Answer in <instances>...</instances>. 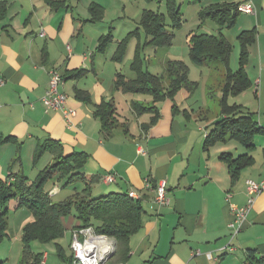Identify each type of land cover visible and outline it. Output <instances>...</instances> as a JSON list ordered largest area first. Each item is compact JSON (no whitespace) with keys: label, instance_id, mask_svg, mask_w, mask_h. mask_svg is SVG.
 Masks as SVG:
<instances>
[{"label":"crops","instance_id":"crops-1","mask_svg":"<svg viewBox=\"0 0 264 264\" xmlns=\"http://www.w3.org/2000/svg\"><path fill=\"white\" fill-rule=\"evenodd\" d=\"M198 1L200 15L204 10L224 5L246 2L253 5V13H239L230 26H221L218 17L213 18L220 27L214 34L221 33L232 45L230 68L234 45L223 34V28L238 29L241 51V34L253 35V41L244 45L247 62L243 71L250 81L244 92L254 88L256 94L264 95V0ZM175 2L181 9V4ZM92 3L103 7L102 19L91 20ZM118 5L119 0H0V74L5 80L0 87V179L5 180L10 174L16 177L9 181H15L20 175L27 176L25 158L36 166L39 159L48 157L42 169L51 165L56 154L49 150L39 152V149L47 139L53 138L60 142L58 151L64 157L74 152L86 155L80 174L87 179L98 178L91 184L92 197L136 191L139 198L135 199L142 202L143 223L130 236L127 252L116 255V249L105 264H246L248 255H264V190L241 222L239 232L233 236L229 227L233 220L232 206H242L247 201L246 180H264V134L258 135L262 140L254 144L258 146L254 151V146L247 147L236 139L210 145L205 142V134L223 115L221 100L226 68L219 99L220 115L213 120L207 114L208 100L198 101L192 96L198 91L200 78L193 77L189 69L191 86H183L173 97L156 99L148 91H124L117 80L121 74L129 81L136 79V66L162 77L164 84L169 85L168 65L188 60L172 55V47H155L147 42L150 38H146L141 16L144 11L154 9L137 11L140 14L137 28L124 29L128 32L123 39H114V21L105 19L110 8L113 12ZM124 8L118 18L127 21ZM102 23L109 24L111 33L104 44L103 38L110 33L105 31L108 26L106 29L100 26ZM167 23L175 35L171 21ZM127 26L130 28V24ZM213 62L217 67L215 60L196 63L213 69V64H209ZM51 68L63 75L64 83L59 89L67 94L68 106L76 111L71 123L65 120L61 110L46 111L43 104ZM239 69L231 68V71L236 73ZM78 70L81 73L77 74ZM230 95L235 94L228 95V105L237 104L231 101ZM107 106L117 120L110 133L102 129L101 113ZM151 106L158 109L156 120H152L153 111L144 109ZM249 110L264 128V110L259 109L261 113ZM223 153L233 157L249 154L253 160L233 178L234 159L222 156ZM109 174H114L115 180L107 181ZM163 180L170 201L160 206L155 202L156 187ZM79 181L80 190L74 187L77 181L55 178L52 186L47 187L51 200L67 201L81 192L85 183ZM69 185L74 192L55 199L63 193L62 187ZM80 224H74L68 231L71 240L73 230ZM57 245V253L64 263L72 264V253L68 256L62 244ZM37 254H40L38 259ZM49 258L48 251L33 253L32 250L25 257L23 249V256L20 260L19 255L17 262L48 264ZM4 262L0 258V263Z\"/></svg>","mask_w":264,"mask_h":264},{"label":"trees","instance_id":"trees-1","mask_svg":"<svg viewBox=\"0 0 264 264\" xmlns=\"http://www.w3.org/2000/svg\"><path fill=\"white\" fill-rule=\"evenodd\" d=\"M59 2V1H57ZM238 4L204 10L202 17L211 16L218 17L221 26H230L234 23L236 16L241 13L238 10ZM168 13L171 19V26L179 25L180 8L175 0H167ZM91 20H99L103 18L104 9L97 3L90 5ZM4 10V8H3ZM2 10V11H3ZM141 25L146 34L149 44L155 47L169 46L172 44L174 33L168 28L165 15L158 11L146 10L141 16ZM248 32L241 34L243 48L240 54V69L233 73L229 62L232 52V45L221 34L214 33H192L189 37L190 56L197 63H205L209 61H220L226 68V82L224 85V95L221 100L222 113L221 118L216 120L209 133L206 135V144L210 145L217 141H225L227 139L239 140L247 147L254 146L256 134H264V128L259 121L255 119L254 113L249 109L243 108L239 104L228 105L227 97L231 94H237L244 91L250 81L243 71V65L247 62V49L245 44L253 41V35H246ZM111 33L103 38L102 44L107 42ZM137 78L134 80H126L121 74L117 80V85L122 87L124 91H148L154 98L163 99L165 97H173L175 93L183 86L190 87L191 83L188 78V67L182 61L170 63L167 72L170 76L171 83L164 84L162 77L154 75L146 70H142L136 66ZM81 70H78L79 74ZM147 111H153L152 120L158 117V109L155 106L144 107ZM114 111H110L107 106L102 111L103 130L110 133L116 124L113 116ZM60 142L49 138L40 147L39 152L46 150L56 154L55 161L42 169L37 177L29 180L28 177L20 175L15 181H9L12 177L10 174L5 180L0 179V206L5 207L7 202L13 198L18 199L20 207L30 209L33 220L28 222L24 227L23 241L25 245H30L31 240H40L50 242L59 239L64 235L65 229L62 223V216L69 215L73 209L76 210L81 224L77 226H92L99 233H105L113 236L117 240L118 248L116 255L127 252L128 241L130 236L136 232L143 223L144 207L140 199L129 196V193H109L99 197H92L91 184L98 181L96 176L87 179L80 174L86 162V155L83 152H74L64 157L59 153ZM222 156L232 157L231 174L235 178L238 171L251 164L253 158L249 154H241L233 157L232 154L223 153ZM55 178L67 179V181L82 180L85 187L81 192H76L67 201L54 203L47 190V183ZM7 211L0 210V241L6 235L8 220ZM125 248V251L124 249ZM25 249V257L31 252V248ZM40 254L36 255V259ZM72 263V256H71ZM1 264V263H0ZM246 264H264V255L256 256L248 255Z\"/></svg>","mask_w":264,"mask_h":264},{"label":"rangeland","instance_id":"rangeland-1","mask_svg":"<svg viewBox=\"0 0 264 264\" xmlns=\"http://www.w3.org/2000/svg\"><path fill=\"white\" fill-rule=\"evenodd\" d=\"M88 2L90 0H87ZM105 1V0H103ZM110 1V0H109ZM181 4L180 15L178 18L180 19L179 25H172L171 29H174L175 35L172 39V44L169 47H172V55L178 56L183 60H188L185 63L188 65L189 72L193 77L200 78L198 84V91H195V94L192 96L198 101L206 98L209 102V109L207 110V114L209 118L216 119L220 115V107H219V99L221 96V87L225 81V68L224 65L216 61L218 64L217 67L213 64V69L210 65H202L197 64L195 61H191V57L189 55V46H188V35L193 33H218L219 25L216 24V21L211 16H205L206 18L200 15L199 10V1L198 0H177ZM109 3V2H107ZM118 9L112 10L110 8V13L106 17V21L113 23V38L114 39H123L128 30L124 29H135L138 26L140 14H137V11H142L144 8L154 9V11L162 12L165 15L166 21H171L168 9H167V1L166 0H119ZM125 13L127 15V21L124 19H119L118 16L123 13V7ZM121 13V14H119ZM142 14V13H141ZM135 15V16H133ZM131 17L135 18V21L129 19ZM205 19V20H204ZM111 24V23H110ZM128 24H130V28H128ZM100 26H105L106 33L109 32V24H100ZM239 31L235 28H223V34L226 35L229 41L234 45V50L231 57V68L236 71L240 67V42L237 39ZM133 43V41H132ZM167 48V47H165ZM134 49V48H133ZM192 62V63H191ZM194 62V63H193ZM212 73H211V69ZM256 86V84H254ZM206 90V95H205ZM259 91V90H258ZM204 94V95H203ZM262 97V99H261ZM229 98L233 103L244 104V108L251 109L255 112L261 113V106H264V95L260 96L256 94L254 88L249 89L247 91H243L240 95H230ZM261 111H260V110ZM256 113L257 117H260V114ZM259 115V116H258ZM211 120V121H212ZM257 134L256 139L254 140V144L257 143L258 140H262V137H258ZM259 143V142H258ZM257 143V144H258ZM258 146L253 147V151L256 150ZM259 150V149H258ZM48 157L42 158L38 160V164L34 167L31 161L28 158L24 159L25 164V175L29 177V180L35 179L39 171L48 163ZM31 164V165H30ZM54 181V180H53ZM48 182L46 187H51L52 182ZM64 185V184H63ZM77 186L78 190L81 189L80 181L75 182L74 187ZM62 187V186H61ZM64 189L63 193L60 196H57L55 199H61L65 194L70 195L71 191L74 192V188L72 185L68 187H62ZM73 188V189H72ZM18 199L13 198L7 202L5 207L0 206V210H8L7 211V220L8 227L6 231V235L0 241V258L5 260L4 264H19L17 262V258L20 255L23 256L24 248H31L32 252H42L48 251L50 253V258L48 264H65L61 259V256L57 253V243L62 244V246L66 249L67 255L70 256L72 253V249L70 247L71 236L68 233L70 229L76 223H81V220L77 217L75 211H72L69 215L62 216V221L65 224V228L67 230L66 235L61 236L59 239L55 241L43 242L40 240H31L30 245H25L23 241L24 227L25 225L33 220V215L29 208L20 207L18 205ZM65 230V231H66ZM7 259V260H6ZM21 264V263H20ZM23 264V263H22Z\"/></svg>","mask_w":264,"mask_h":264},{"label":"built area","instance_id":"built-area-1","mask_svg":"<svg viewBox=\"0 0 264 264\" xmlns=\"http://www.w3.org/2000/svg\"><path fill=\"white\" fill-rule=\"evenodd\" d=\"M238 10L243 13H253L254 7L251 3H240ZM49 84L48 90L42 98L46 111L51 109H59L63 112L64 118L68 123H71L72 116L76 114L73 107L67 104V94L60 91L59 87L64 83L63 75L56 69L49 70ZM4 78L0 74V87L4 84ZM107 181L115 180L114 174H109L105 178ZM151 182L147 180V185L150 186ZM247 201L242 206H232L233 220L229 223L232 230V235H236L243 222L251 209L253 208L258 196L264 190V180L258 181L254 179L246 180ZM132 198H139L136 191L129 192ZM231 194H227L230 198ZM169 197L167 195L166 182L160 181L156 187L155 202L162 205L169 204ZM72 249V264H105L107 257L117 249V240L115 237L105 233H99L92 226L80 227L73 230L71 240ZM116 264H125L119 262Z\"/></svg>","mask_w":264,"mask_h":264},{"label":"water","instance_id":"water-1","mask_svg":"<svg viewBox=\"0 0 264 264\" xmlns=\"http://www.w3.org/2000/svg\"><path fill=\"white\" fill-rule=\"evenodd\" d=\"M115 251L112 252L108 257H107V260L110 259L113 255H114Z\"/></svg>","mask_w":264,"mask_h":264}]
</instances>
